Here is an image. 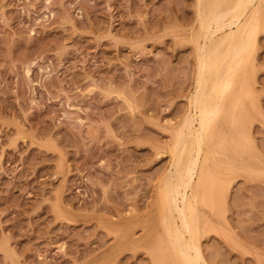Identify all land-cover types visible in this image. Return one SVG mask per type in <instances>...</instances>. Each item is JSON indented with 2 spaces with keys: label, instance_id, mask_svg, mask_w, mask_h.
I'll return each mask as SVG.
<instances>
[{
  "label": "rangeland",
  "instance_id": "1",
  "mask_svg": "<svg viewBox=\"0 0 264 264\" xmlns=\"http://www.w3.org/2000/svg\"><path fill=\"white\" fill-rule=\"evenodd\" d=\"M196 4L0 0V264H175L160 201L200 82ZM235 89L201 153L223 202L198 207L201 249L264 264V29Z\"/></svg>",
  "mask_w": 264,
  "mask_h": 264
},
{
  "label": "bare ground",
  "instance_id": "2",
  "mask_svg": "<svg viewBox=\"0 0 264 264\" xmlns=\"http://www.w3.org/2000/svg\"><path fill=\"white\" fill-rule=\"evenodd\" d=\"M196 5L200 9L197 18L203 39L197 48L200 53V82L197 81L199 87L192 97V110L185 115L174 134L171 151L175 152L172 166L175 184L172 186L171 180L170 185L164 184L160 201L168 246L175 264H207L202 255L201 237L213 218L201 213L198 207L202 205L213 217L221 218L223 202L219 204L208 193V180L200 168L202 149L213 141L217 133L216 122L221 115L229 113L237 102L236 74L249 65L257 35L264 29V0H198ZM233 116L230 113L227 119L231 126ZM211 152L212 149L207 148L205 154Z\"/></svg>",
  "mask_w": 264,
  "mask_h": 264
}]
</instances>
